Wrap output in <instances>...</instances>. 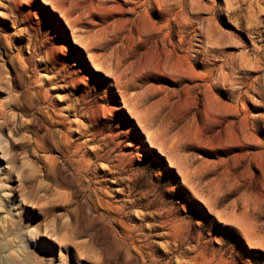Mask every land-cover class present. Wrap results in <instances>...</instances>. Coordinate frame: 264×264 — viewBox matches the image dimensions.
I'll return each mask as SVG.
<instances>
[{
    "label": "rangeland",
    "instance_id": "374dc122",
    "mask_svg": "<svg viewBox=\"0 0 264 264\" xmlns=\"http://www.w3.org/2000/svg\"><path fill=\"white\" fill-rule=\"evenodd\" d=\"M0 264H264V0H0Z\"/></svg>",
    "mask_w": 264,
    "mask_h": 264
}]
</instances>
